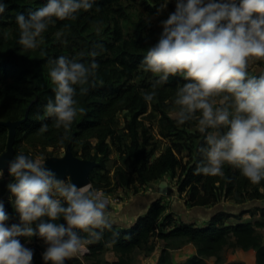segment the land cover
Segmentation results:
<instances>
[{
    "label": "trees",
    "instance_id": "obj_1",
    "mask_svg": "<svg viewBox=\"0 0 264 264\" xmlns=\"http://www.w3.org/2000/svg\"><path fill=\"white\" fill-rule=\"evenodd\" d=\"M4 2L7 7L0 15V121H18L28 115L17 128L15 153L36 157L48 148L66 149L70 145L75 156L98 163L90 174L91 188L106 191L133 188L138 193L144 187L154 188L155 182L169 175L177 177L178 193H186L187 201L194 207L215 205L224 200L238 204L264 200V179L252 183L235 166L223 165V175L194 173L203 159L198 148L203 143L204 133L194 120L178 124L170 114L175 89L183 82L180 76L169 77L160 85L153 101L145 102L141 96L140 90L149 89L157 78V74L141 68L140 63L148 46L155 43L162 30V25L156 24L153 17L161 15L163 0H95L92 9L80 10L74 18L56 19L42 34L43 39L35 49L19 44L15 16L20 12L27 16L29 11L42 7L45 0ZM59 29H63L61 38L56 36ZM96 44L104 45V50L94 58L99 65L96 74L85 85L75 86L77 103L85 111L77 114L69 129L58 128L44 108L48 99L54 97L55 87L48 74L47 60L59 55H77L82 61H89L93 58L88 52ZM80 53L83 55H78ZM42 123L48 124L44 132L38 131ZM155 128L169 141L158 156H155L159 149ZM8 139L9 128L0 125V156L7 150ZM113 153L119 156V161L110 168ZM10 179L9 174L0 179V199L10 214L9 222H16L18 214L6 190ZM165 211V204L156 199L132 227L118 228L113 223L112 229L104 230L100 240L88 244L94 264L105 263L101 254L110 245L118 254L114 264H132L134 251L149 254L156 249L154 237L165 241L184 239L196 246V255L180 264H205L206 257L217 256L228 247L254 250L256 264H264V239L258 230L264 227V220L226 224L228 219L246 212L264 217V206L238 215L219 211L204 227L185 223L172 226L171 216ZM28 246L37 255L45 245L34 236ZM78 263L76 258L65 262ZM156 264H176L167 247Z\"/></svg>",
    "mask_w": 264,
    "mask_h": 264
},
{
    "label": "clouds",
    "instance_id": "obj_2",
    "mask_svg": "<svg viewBox=\"0 0 264 264\" xmlns=\"http://www.w3.org/2000/svg\"><path fill=\"white\" fill-rule=\"evenodd\" d=\"M168 2L163 0L160 9ZM94 3L45 0L27 16L17 13L19 44L37 48L56 19L74 18ZM6 7L0 0V15ZM160 24L157 40L140 63L157 74L149 89L140 90L144 101H153L169 77L180 76L183 82L175 89L170 114L178 124L194 120L204 133L198 148L203 159L194 173L223 175V165L228 164L250 182H260L264 179V74H251L248 66L253 59L264 60V0H174V10ZM56 36L61 38L63 29ZM103 50V44L93 45L89 61L77 55L48 58L55 87L44 108L56 127L69 129L77 114L85 111L77 103L75 86L95 76L99 65L94 58ZM47 128L42 123L38 131ZM5 165L12 177L6 183L8 200L19 219L9 222L10 214L0 199V264H33L35 250L28 242L34 236L45 245L40 254L44 264H65L100 240L105 229H112L108 197L102 190L60 178L42 156L18 152ZM3 174L0 167V177ZM21 237L27 240L22 242Z\"/></svg>",
    "mask_w": 264,
    "mask_h": 264
},
{
    "label": "rangeland",
    "instance_id": "obj_3",
    "mask_svg": "<svg viewBox=\"0 0 264 264\" xmlns=\"http://www.w3.org/2000/svg\"><path fill=\"white\" fill-rule=\"evenodd\" d=\"M170 5H172V8H170ZM138 9V8H137ZM174 10V0H169L166 8L161 9V15L157 17H153V20L156 24H160V21L165 19L170 11ZM248 71L251 74L260 75L264 72V60L261 59H253L250 61L248 66ZM125 113L121 114V120L123 122ZM172 116V115H171ZM173 117V116H172ZM155 135L156 138L159 140V149L155 156H158L161 154L169 145V141L165 138H162L155 128ZM66 152L65 148H48L45 152L38 153V156L43 157V162L45 163L48 158L56 157V158H62L64 157ZM37 157V156H36ZM111 161L109 163L110 168H114L117 161H119V156L115 153H113L111 156ZM113 170V169H112ZM111 175H113V172H111ZM5 177V173L3 174L1 178ZM169 185L171 187L175 188V192L172 195L168 194H161L160 198L161 201L166 206V215L171 216V222L173 226L182 225L185 224H193V225H203L207 223L206 218H202L200 211L197 210L200 207H194L192 206L188 201L187 197L188 195L186 193L179 194L178 188H177V177L171 178L169 175L165 178ZM164 179V180H165ZM66 180H71L69 177L66 178ZM91 188V184L88 186ZM87 188V187H86ZM151 187L148 188L144 187L143 189H140L143 192H147V190H150ZM126 190H134L133 188H126ZM104 193L106 192V189H103ZM140 192V191H139ZM164 196V197H163ZM220 209L223 211L228 212H235V215L240 214L241 212L244 213V209H255L258 207V205L264 206V200L262 201H247L242 204H238L232 200H224L220 203ZM210 207V206H207ZM257 219L264 220L263 216L255 215L252 216L250 212H247L246 215H241L239 217H234L235 223L240 222H254ZM117 221V220H116ZM228 221V220H227ZM260 232L262 231V235L264 237V227L258 229ZM155 239V245L156 249L147 254L143 251L136 250L132 253L131 259L132 264H156L162 250L164 248H168L171 259L173 263L180 264V263H186L189 260H191L197 253V248L193 243L187 242L184 239H170L168 241H165L163 239H160L158 237H154ZM45 247V246H44ZM44 247L41 249V251L34 255L33 261L34 264H44V262L41 259V252L43 251ZM88 247V245H87ZM71 258L78 259V264H94V258L91 257L88 254L82 257H77L74 255ZM101 258L105 262L104 264H114L115 261L118 260V254L115 253L111 248H108L106 251H104L101 254ZM205 264H233V263H241V264H256V255L254 250H243L241 248H235V247H228L219 255L217 256H209L205 259Z\"/></svg>",
    "mask_w": 264,
    "mask_h": 264
},
{
    "label": "crops",
    "instance_id": "obj_4",
    "mask_svg": "<svg viewBox=\"0 0 264 264\" xmlns=\"http://www.w3.org/2000/svg\"><path fill=\"white\" fill-rule=\"evenodd\" d=\"M159 182L160 180L158 182H155L154 184L155 187L154 188L151 187L152 189L147 190V192H143L140 190V192L135 193L134 190H126V188H118L114 191H106L105 193L103 192L108 197V207L111 210L110 219L113 221V223L118 228L128 229L132 227L140 217L144 216L148 212L151 204L158 197L160 198L158 192L155 193V188L157 189ZM207 206H203L197 209L200 211L199 213L201 214V217L206 218L208 220L207 223L203 225H196V227L206 226L213 217V215H215L219 211H223L222 209H220L219 207L220 204L218 203L215 205H207ZM247 210L248 208L244 209V211ZM234 211L229 213L235 215ZM246 213L243 215H246ZM233 220L234 217L228 219V221H226V224H234V225L237 224ZM109 248L112 249V246L110 245Z\"/></svg>",
    "mask_w": 264,
    "mask_h": 264
},
{
    "label": "water",
    "instance_id": "obj_5",
    "mask_svg": "<svg viewBox=\"0 0 264 264\" xmlns=\"http://www.w3.org/2000/svg\"><path fill=\"white\" fill-rule=\"evenodd\" d=\"M26 116L18 121H0V125L9 128V139L7 150L0 156V167H4V173L9 174L5 162L15 154L14 144L17 133V128L27 120ZM45 164L52 168L60 178L66 179L69 177L77 186L87 187L90 185V174L98 166V163L93 160H86L74 155L71 146L66 148L64 157L48 158ZM161 194L172 195L175 192L174 187H171L167 180H161L157 190Z\"/></svg>",
    "mask_w": 264,
    "mask_h": 264
},
{
    "label": "built area",
    "instance_id": "obj_6",
    "mask_svg": "<svg viewBox=\"0 0 264 264\" xmlns=\"http://www.w3.org/2000/svg\"><path fill=\"white\" fill-rule=\"evenodd\" d=\"M89 186V185H88ZM87 186V188H90V187H88ZM84 188H86V187H84ZM99 190H102V189H99ZM103 191V190H102ZM104 192V191H103ZM88 252H89V248L87 247V245H86V247L84 248V249H81L77 254H76V256L77 257H82V256H85L86 254H88Z\"/></svg>",
    "mask_w": 264,
    "mask_h": 264
}]
</instances>
